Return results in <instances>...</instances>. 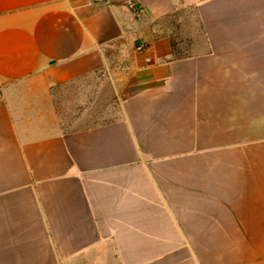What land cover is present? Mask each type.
Returning <instances> with one entry per match:
<instances>
[{
  "label": "crops",
  "instance_id": "obj_1",
  "mask_svg": "<svg viewBox=\"0 0 264 264\" xmlns=\"http://www.w3.org/2000/svg\"><path fill=\"white\" fill-rule=\"evenodd\" d=\"M128 1L0 0V264H264V0Z\"/></svg>",
  "mask_w": 264,
  "mask_h": 264
},
{
  "label": "rangeland",
  "instance_id": "obj_2",
  "mask_svg": "<svg viewBox=\"0 0 264 264\" xmlns=\"http://www.w3.org/2000/svg\"><path fill=\"white\" fill-rule=\"evenodd\" d=\"M132 74L131 69L123 67L120 60L115 59L109 69L58 86L55 90V102L62 112L85 106L103 108L116 106L119 97L125 93L126 85L132 83Z\"/></svg>",
  "mask_w": 264,
  "mask_h": 264
},
{
  "label": "built area",
  "instance_id": "obj_3",
  "mask_svg": "<svg viewBox=\"0 0 264 264\" xmlns=\"http://www.w3.org/2000/svg\"><path fill=\"white\" fill-rule=\"evenodd\" d=\"M91 2L93 3H108L109 0H90ZM127 5L129 6V8H131L132 10H137L139 7H138V4L136 1L134 0H129L127 2ZM144 46V44H141L139 47L142 48Z\"/></svg>",
  "mask_w": 264,
  "mask_h": 264
}]
</instances>
